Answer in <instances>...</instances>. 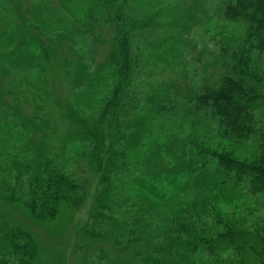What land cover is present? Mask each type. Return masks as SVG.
Returning <instances> with one entry per match:
<instances>
[{
  "label": "trees",
  "instance_id": "16d2710c",
  "mask_svg": "<svg viewBox=\"0 0 264 264\" xmlns=\"http://www.w3.org/2000/svg\"><path fill=\"white\" fill-rule=\"evenodd\" d=\"M5 1L16 6L22 22L19 41L14 18L0 19V198L22 204L39 221L57 220L63 206H80L86 184L67 169L64 156L70 152L72 162L91 149L89 163L98 165L102 182L109 179L111 185L125 171L134 176L139 194L129 199L133 225L122 234L136 245L114 239L132 258L111 264H249L253 257L264 264V0H223L220 12L227 24L218 44L223 73L213 84L186 88L180 99L167 88L141 96L136 87L142 66L132 54L131 30L155 28L159 15L141 22L117 16V36L106 61L96 68L92 57L78 61L86 77L78 97L87 100L84 109L99 117L69 108L65 141L56 138L57 123L43 115L40 103L51 96L49 47H68L73 55L88 47L94 54L98 38L92 25L106 20L98 18L100 3L92 0L77 19L83 29L64 28V34H73L70 44L61 35L53 41L31 32L39 5L34 4L35 12L19 0ZM111 7L104 9L110 13ZM9 31L14 39L5 37ZM26 31L31 36H23ZM173 52V59L182 58L180 48ZM20 64L29 70L26 85L34 89L26 99L36 107L32 115L17 100L12 70ZM7 94L15 97L13 102ZM171 125L187 134L180 137ZM50 139L62 140L54 157ZM141 148L145 152L130 163ZM161 188L172 189L176 197ZM4 217L0 212V264H34L38 248L31 233L8 226Z\"/></svg>",
  "mask_w": 264,
  "mask_h": 264
},
{
  "label": "rangeland",
  "instance_id": "374dc122",
  "mask_svg": "<svg viewBox=\"0 0 264 264\" xmlns=\"http://www.w3.org/2000/svg\"><path fill=\"white\" fill-rule=\"evenodd\" d=\"M19 1L24 2V6L27 7L25 10H32L35 7L34 4L39 5L40 16L38 19L35 17L34 28L31 29V32L48 35L53 41H57L58 36L61 35L70 44L73 43V34H64V28L71 24L83 29L77 19L82 17L84 11L92 6V0ZM222 2L223 0H97L96 3H100L101 13L100 16L97 12L98 18L106 20L92 25L94 29L96 28L95 34L98 38L93 46L94 54L88 47L82 48L78 54L74 53V55L65 46L59 50H57L58 47L55 49V42L49 47L51 60L47 64L50 80L48 88L51 89V96L44 97L40 103L43 107V115L45 114L46 118L57 123L55 125L58 130L56 138L65 141L69 134L68 130L71 127L69 126L68 113L71 107L91 119L99 117L98 112L84 109L82 104L86 105L87 100L78 97L84 93L86 87V77L82 74L85 71L78 61H83V58L86 62V59L92 57L93 68L106 61L117 36L115 21L120 14L124 18L136 22H141L148 16L159 15L155 28L141 30L138 27L136 29L133 27L131 30L132 54L134 58L140 59L143 67L139 68L140 79L136 83L141 96L153 95L155 91L159 92L162 88H167L175 94L179 93L176 98L180 99V93L186 91V88L189 90L191 87L217 82L223 73L219 57L220 46L218 44L221 43L219 33L227 24L220 12ZM108 6H112L110 13L109 9H104ZM41 8L43 12H41ZM7 15L14 18L13 27L20 41L21 37L18 34H20L22 21L16 6L1 0L0 19ZM30 15L33 18L32 13ZM30 24L32 25L31 21ZM36 24L43 25L40 26L42 31L40 28L35 30ZM26 32L23 36H31L30 31L27 34ZM13 33L9 31L5 37L14 39ZM44 37L46 38V36ZM85 38L87 42L91 39L90 35ZM181 38L183 40L178 42L177 40ZM178 48L183 55L176 61L172 56H175L176 52L173 51ZM68 59L71 61L69 64H67ZM12 71L15 78V89L18 93L17 100L24 102L21 107L28 115L36 113V107L27 101L34 92V89L26 85L24 81L29 78V70L20 64ZM80 74L83 79L78 80ZM14 99V96L6 95L8 102H13ZM168 128L169 126L164 127L165 130ZM171 128L178 131L182 138L187 134L183 133L182 128L177 125H171ZM48 143L52 146L51 156L54 157L59 152L57 150H60L58 148L62 147V140L53 141L50 139ZM141 149L136 150L130 156V163L146 150V148ZM67 151L64 144L63 151L59 156L62 162L64 161L63 154ZM92 153L91 149L87 150L81 158H75L72 162H69L68 158L70 152L64 156L68 161L67 163L63 162L68 164L67 169L86 184L82 192L80 206H63L55 221H39L22 204L11 203L5 198H0V212L5 215L2 220L7 222L8 226L24 228L34 238L38 248V256L34 264H111L117 260L132 258L129 250H123L114 239L120 240L123 245L126 244L128 247L136 245L128 243L122 235L127 233L133 225L131 215L134 214V210L129 213L131 211L129 199L131 197L136 199V196L139 195L134 186L136 180L133 181L134 176L130 174L128 176L125 171H121L118 177H113L111 185L109 179L107 182H102L97 173L98 165L91 166L89 163ZM76 161L79 163L76 164ZM105 165L107 166V164ZM105 165L103 169L106 170ZM128 166H132V164H128ZM156 186L160 188L164 185ZM165 189L169 197H176L172 189ZM194 194L187 193L186 197H194ZM180 195L184 197L183 194ZM104 204H106L105 209H102L101 206ZM99 213L100 218L98 217ZM114 234L120 238L115 237ZM111 235H113L112 238ZM249 264H261V262L258 258L253 257Z\"/></svg>",
  "mask_w": 264,
  "mask_h": 264
}]
</instances>
